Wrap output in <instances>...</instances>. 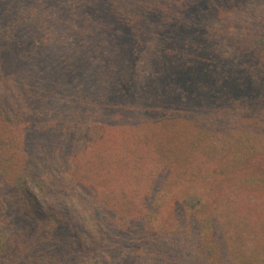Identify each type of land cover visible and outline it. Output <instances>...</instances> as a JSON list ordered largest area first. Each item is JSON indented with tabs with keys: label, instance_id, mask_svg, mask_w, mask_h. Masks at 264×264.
Masks as SVG:
<instances>
[{
	"label": "trees",
	"instance_id": "trees-1",
	"mask_svg": "<svg viewBox=\"0 0 264 264\" xmlns=\"http://www.w3.org/2000/svg\"><path fill=\"white\" fill-rule=\"evenodd\" d=\"M42 1L0 0V192L18 201L10 202L11 206H22L17 212L20 219L27 214L52 217L58 223L36 237L30 223L21 222L19 234L27 236L28 243L19 250L15 244L18 246L20 238L7 235L5 223L0 222V264H121L106 252L107 230L116 225L126 227L130 221L137 224L140 242H149L151 248L140 245L141 254L130 251L128 264H264V219L262 226L253 230L252 223L244 217L238 219L227 208L214 211L207 222L195 217L198 212L204 215L208 202L225 199L229 195L226 189L264 194V0H223L235 8L217 14L218 20L224 19L209 26L210 52L235 65L241 61L249 64L253 83L246 86L251 87L247 92L237 95L232 90L211 92L206 81L207 88L200 86L197 92L185 77L184 67L167 63L160 53L163 61H155L154 43H141L133 37V30L120 24L117 0L98 3L91 10L102 23L100 37L108 39L110 45L105 60L92 54V42L81 50L77 46V51L63 36L65 44L55 22H49L42 11ZM217 1L221 0H192L176 15L156 19L172 23L170 28L175 31L164 34L170 36L201 15L211 17L210 7ZM150 33L145 27L139 30L143 36ZM13 34L21 41L25 34L27 39L39 34L45 37L38 55L47 61L45 70L30 79L37 92L52 78L49 62L58 63V87L75 100L71 104L66 100L68 113L48 119L44 115L52 107L60 108L59 104L46 108L34 104L36 92L30 96L22 81L8 74ZM144 46L143 56H138ZM76 80L82 82V92L88 95L84 99L70 96L77 92L68 83ZM126 87L129 95L139 93V99L125 105L135 111L125 115L142 124H129L133 129L126 149H121L117 140H113L116 145L97 143L90 155L78 158L75 171L63 136L88 127L93 132L88 146L94 148L104 126L100 119L106 122L115 115ZM255 87L263 90L262 94L250 97ZM182 101L196 106L193 121L186 124L191 137L175 150L181 160L178 166L183 168L163 178L152 196H147L150 202H145L142 192L147 184L155 183L148 179L150 173L167 164L171 154L155 149L157 142L169 138L167 129L142 120L143 114L152 113L157 106V114L165 108L174 110ZM31 188L36 191L32 193ZM104 189L109 191L108 198ZM173 190L176 198L169 195ZM121 198L128 209L152 205L128 218L125 204L112 201ZM166 202H178L174 213L178 217L171 227L160 211ZM202 206L203 211L199 210ZM169 247L173 254L167 251Z\"/></svg>",
	"mask_w": 264,
	"mask_h": 264
},
{
	"label": "rangeland",
	"instance_id": "rangeland-1",
	"mask_svg": "<svg viewBox=\"0 0 264 264\" xmlns=\"http://www.w3.org/2000/svg\"><path fill=\"white\" fill-rule=\"evenodd\" d=\"M105 1L107 0H44L42 1L44 8L42 11L47 15V20L49 22H55L56 29H59L62 33L59 36L62 41L65 42V38L67 42L69 41L71 43V48L77 51L81 50L85 43L92 42V48L95 49L92 51V54H97L105 60L108 57L110 45L108 39L105 40L100 37V30L103 29L101 27L102 23L101 21H97L99 20L98 15H93L91 11L95 10L93 5L101 2L104 4ZM191 1L192 0H117L120 24L128 30H133V37H137L141 43H154L152 54L155 61L162 62V56L167 63L171 64L175 62L182 68L184 67L183 72H185V77L192 82L197 92H200L198 87H206L205 81L208 82L207 87L211 92H220L223 90L226 93H230L232 90L235 91L234 95L247 92L251 87L246 86L252 85L253 83L251 75L249 76V64H247V61H241L235 65L233 61H223L219 59L215 54L210 52L208 48L210 40V34L208 32L209 26L218 20L216 18L217 14L231 11L235 8V5L227 4L223 0L217 1L215 5L210 7V10H212V18L210 16L201 15L191 22L189 27L182 30L179 28V32L170 36L164 35L167 31L175 30L170 28L172 23L169 25H167V23H162L156 19V16L162 17L164 14L167 17L170 15L174 16L183 8L184 4H191ZM25 11H27V9H25ZM40 11L41 10H39V12ZM153 12H155L153 15L155 18L152 20L150 19V14ZM98 26V30L95 31ZM143 27L146 28L147 32H151L148 36L139 34V30ZM235 27L237 26L235 25ZM13 36L15 39L13 37L10 38V42L14 53L11 59L12 64L8 66V74L18 77L29 90L28 94L31 96L32 92L35 93L36 91L34 90L33 81L30 79V76H37L42 70H45L44 63L47 62L38 56L42 50L45 37L39 34L27 39L25 34V38L21 41L15 34H13ZM65 44L67 43L65 42ZM145 48H147V46L142 47V49L138 51V56H143ZM250 60H248V62H250ZM54 62H56V60H54ZM94 63L97 64V62ZM57 65L58 63L49 62L48 70L52 78L50 81L47 78V82L45 83L46 86L43 88L41 86L38 87L33 98L34 104L40 105L41 108L49 107L55 102L59 104L60 108L52 107L51 111L44 115L48 117V119L59 114L68 113L70 109L66 108V100H68V104L69 102L71 104L72 101H75L65 96V94L62 93L63 90L58 87V83H60V71ZM104 70H107V68H104ZM171 73H173V71H171ZM68 84H70L71 89L77 92L75 95H73L74 92L70 93V96H77L81 99L88 96L86 93L82 92V82L80 83L76 80ZM254 89L256 92L251 96L249 95L250 97H257L262 94L263 90L259 91L257 87ZM158 90L163 91V88H158ZM97 94H101V89ZM261 98L263 97L261 96ZM138 99L139 93L129 95L127 87L125 88L124 94L120 100L122 106L115 110V115L106 122L104 119H100L104 126L102 127L101 135L97 138V141H95L94 148L93 146H88L91 137H93V132H91L88 127L81 131L73 130L63 136L66 145L72 152L70 158L74 170L78 158L80 156L84 157L90 155L96 150L97 143L102 145L105 144V142L115 144L113 140H117V144L121 149L127 148V138L131 132L130 130L133 129L131 126L141 125L142 123L135 124V120L127 118L125 112L133 114L135 111L128 109L125 105L130 106L135 104ZM195 107L196 106L192 105L190 101H182L177 109L168 110L165 108L160 114H157L155 109L152 113L145 112L143 114L142 120L149 119L150 123L162 124L165 129H167L170 135L169 138L166 142H157L155 149H163L171 154L167 164L158 165L150 173L148 179L155 181V183L151 184L150 182L147 184L142 192L141 196L145 202H150L147 196H152L151 192L153 188H157L159 182L163 178L183 168L182 165L178 166L181 160L180 157L177 156L175 150H177V144L191 137V132H189V128L186 127V124L193 121L192 116L195 114ZM252 115L253 114H250L249 116L252 117ZM261 123V129L263 131L264 122ZM129 124L134 125L129 126ZM52 150H55V146ZM74 170L72 172H74ZM31 191L34 193L36 190L31 188ZM103 192L105 193V197L108 198L109 191L104 189ZM224 192L229 194L225 199L218 200L217 202H208L204 209V215H202L203 212H198L195 217L198 220H206L202 222H207L212 218L214 211L227 208L230 209L233 215L238 219L244 217L245 222L248 221L252 223L253 230H257L258 226H262L261 220L264 219V194L257 191H249L246 193L244 191L242 193L238 188H229ZM172 194L170 193L169 195L173 198L177 197V191L173 190ZM220 195L218 197H220ZM112 201L118 202L120 206L121 203L119 202L125 204L128 216H126V214L124 215L128 218H131V213L134 215L140 212L144 213L146 209L152 205L144 202L146 208L145 206H134L132 209H128L124 198ZM10 202L18 201L0 192V222L5 223L6 230L8 231L7 235H17V237L20 238L18 246L15 244L16 248L19 250L28 243L27 236H21V234H19L21 227L19 224H22L21 222H29L32 233L36 237L37 234L41 236L44 233L47 234L51 228V224L58 223V220L52 217L37 218L29 217L27 214L23 219H20L17 212L18 210H23L22 206L13 207ZM177 210L178 202H166L165 206L160 207V211L166 215L167 222L165 223H168L169 227H171V224L176 220V217H178V215H174ZM199 210L203 211V206ZM114 228L115 229L107 230V240L105 241L106 252L108 254L110 253L112 261L128 264L127 259L130 251H136L137 254H141L138 249L140 245H144L143 247L147 250L151 248L149 242H140L137 224L135 222H128L126 227L116 225ZM167 229L172 230V228ZM45 243L48 244L47 241H45ZM167 251L173 254V249L171 247L167 248Z\"/></svg>",
	"mask_w": 264,
	"mask_h": 264
}]
</instances>
